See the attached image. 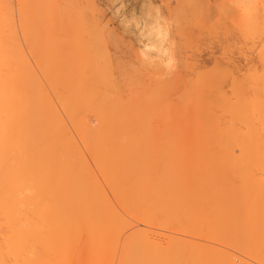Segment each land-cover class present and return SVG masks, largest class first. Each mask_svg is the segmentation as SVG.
<instances>
[{
	"label": "bare ground",
	"instance_id": "bare-ground-1",
	"mask_svg": "<svg viewBox=\"0 0 264 264\" xmlns=\"http://www.w3.org/2000/svg\"><path fill=\"white\" fill-rule=\"evenodd\" d=\"M229 2L261 42L212 68L182 11L138 23L140 68L179 61L156 116L75 0H0V264H264V0Z\"/></svg>",
	"mask_w": 264,
	"mask_h": 264
},
{
	"label": "rangeland",
	"instance_id": "rangeland-1",
	"mask_svg": "<svg viewBox=\"0 0 264 264\" xmlns=\"http://www.w3.org/2000/svg\"><path fill=\"white\" fill-rule=\"evenodd\" d=\"M103 2H108V5ZM109 2L115 5V10ZM75 3L83 12L91 30L101 36L102 47L105 49V53L102 54L103 59L109 60L116 68L117 75L125 79L126 91L150 88L149 77L153 78L158 74L165 76L164 81L155 90L156 100L148 104L156 108V116L163 113L161 109L167 107L171 100L174 103L180 101L184 106L181 93L172 94L169 88L177 77L176 75L173 78L178 72L179 61L177 59L176 67L170 72L158 71L152 66L147 69L140 68V63L135 60V55L141 48L137 28L139 22L152 20L158 14L171 20L173 11H182L183 33L177 37V41L184 46L182 56L191 59V62H196L193 63L194 65L199 61L206 68H212L218 61L230 60L241 53L249 55L252 50H257L256 45L261 42L259 38L256 40L254 35L236 34L239 18L234 9L235 3L231 4L229 0H103L102 2L101 0H75ZM130 3L134 6L130 7ZM185 73L187 74L186 71L183 72ZM184 84V82L181 83V85ZM181 85L179 89L183 90ZM184 88L186 89L185 86Z\"/></svg>",
	"mask_w": 264,
	"mask_h": 264
},
{
	"label": "water",
	"instance_id": "water-1",
	"mask_svg": "<svg viewBox=\"0 0 264 264\" xmlns=\"http://www.w3.org/2000/svg\"><path fill=\"white\" fill-rule=\"evenodd\" d=\"M102 1H103V0H101V2H102ZM103 3L105 4L106 2H103ZM109 4H110V6H112L113 10H115V5H112L110 2H109ZM134 4H136V3H134ZM105 5H108V2H107ZM129 6H130V7H133L134 5H133V3H130Z\"/></svg>",
	"mask_w": 264,
	"mask_h": 264
},
{
	"label": "clouds",
	"instance_id": "clouds-1",
	"mask_svg": "<svg viewBox=\"0 0 264 264\" xmlns=\"http://www.w3.org/2000/svg\"><path fill=\"white\" fill-rule=\"evenodd\" d=\"M171 63V62H170Z\"/></svg>",
	"mask_w": 264,
	"mask_h": 264
}]
</instances>
